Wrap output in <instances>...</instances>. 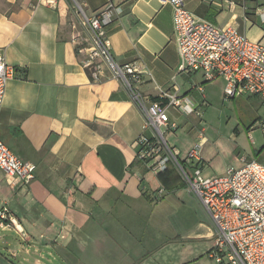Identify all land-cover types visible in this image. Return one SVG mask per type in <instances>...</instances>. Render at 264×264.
Listing matches in <instances>:
<instances>
[{"label": "crops", "instance_id": "crops-1", "mask_svg": "<svg viewBox=\"0 0 264 264\" xmlns=\"http://www.w3.org/2000/svg\"><path fill=\"white\" fill-rule=\"evenodd\" d=\"M107 1L77 0L89 14ZM233 1L185 5L264 44V0ZM123 6L108 28L111 49L120 62L143 70L139 89L146 100L170 89L202 111L216 105L225 114L226 122L220 117L201 137L203 115L170 107L178 128L165 135L179 159L200 141L195 164L205 175L264 162V99L226 98L223 78L205 82L199 72L180 71L171 3L126 0ZM74 12L70 0H0V47L16 68L0 108L2 137L37 165L28 184L12 183L0 171V204L19 225L1 232L0 264H216L209 256L215 224L203 211L196 216L200 206L187 195L176 164L155 173L136 159L145 119L138 103L117 78L94 81L83 67ZM181 213L189 215L186 224Z\"/></svg>", "mask_w": 264, "mask_h": 264}, {"label": "built area", "instance_id": "built-area-1", "mask_svg": "<svg viewBox=\"0 0 264 264\" xmlns=\"http://www.w3.org/2000/svg\"><path fill=\"white\" fill-rule=\"evenodd\" d=\"M39 1L54 3V0ZM125 1L108 0L93 14L77 3L79 24L72 21L73 41L85 51L83 67L94 81L107 76L117 78L138 103L145 119L143 132L134 142L136 159L157 173L165 171L170 163L176 164L188 190L199 198L215 224L209 256L217 264H264V162L245 161L239 167H228L222 174L205 175L195 164L202 158L200 141L193 145L183 162L179 159L165 135L166 131L178 128V123L170 117V107L200 117L203 111L170 89H161L159 98L146 100L139 89L144 80L143 70L135 62H120L115 58L108 28L124 12ZM166 1L174 7L180 71L199 72L205 82L223 78L226 98L256 94L264 99V44L251 40L232 25L221 27L196 15L186 7L185 0ZM229 3L232 6L234 1ZM15 74L16 68L8 63L0 47V108ZM164 98L169 101L165 102ZM204 134L202 126L200 136ZM36 170L34 162L21 158L7 145L0 124V171L12 183L28 184L35 178ZM159 192L157 198L164 190ZM13 227H19L14 214L7 204H0V239L3 230Z\"/></svg>", "mask_w": 264, "mask_h": 264}, {"label": "rangeland", "instance_id": "rangeland-1", "mask_svg": "<svg viewBox=\"0 0 264 264\" xmlns=\"http://www.w3.org/2000/svg\"><path fill=\"white\" fill-rule=\"evenodd\" d=\"M70 2L72 4L73 11H75L73 13L75 15V19L74 20H76V22L79 24V19H78V16H77L78 14L76 13V10H77V7H78L77 3H79V2H77V0H70ZM78 26L81 29L80 25H78ZM203 111H204L203 120H202L203 124L200 125V128H202V126H204L205 129H206V134L207 135H209V134H211L213 132V127H216V128L218 127L220 117L222 118V120L224 122H226L225 114H223V112L220 111V108L218 106H216V105L210 106V107L207 108V110H203ZM152 171L155 172L154 170H152ZM155 173H157V172H155ZM22 184H24V183H22ZM186 193L189 196V198H191L192 200L195 199L197 204H199V206H200L199 210L196 208V216L202 217L203 216L202 211L204 213H206L207 215H209L208 212L204 209V207H202L200 205V203L198 201L199 199L194 193H191V192H188V191ZM3 194H4L3 192H0V201L4 200ZM206 214H205V216H206ZM179 218H183V219H181V220H183V224H186L189 221V215L187 216L186 213H181L179 215ZM178 221L180 222V219H178ZM212 260L215 261L213 258H212ZM216 264H217V262H216Z\"/></svg>", "mask_w": 264, "mask_h": 264}, {"label": "trees", "instance_id": "trees-1", "mask_svg": "<svg viewBox=\"0 0 264 264\" xmlns=\"http://www.w3.org/2000/svg\"><path fill=\"white\" fill-rule=\"evenodd\" d=\"M154 99H157V97L156 98H154ZM169 169V167L165 170V171H167ZM165 171H163V172H165ZM160 173H162V172H160Z\"/></svg>", "mask_w": 264, "mask_h": 264}]
</instances>
